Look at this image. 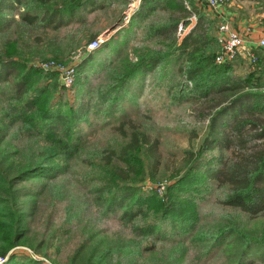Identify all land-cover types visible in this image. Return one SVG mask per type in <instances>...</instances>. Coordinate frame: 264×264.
Masks as SVG:
<instances>
[{
    "label": "trees",
    "instance_id": "trees-1",
    "mask_svg": "<svg viewBox=\"0 0 264 264\" xmlns=\"http://www.w3.org/2000/svg\"><path fill=\"white\" fill-rule=\"evenodd\" d=\"M94 1L64 0L65 3L57 5L55 0H0V33L9 31L12 24L56 27L60 23L57 24L55 18H71L74 11ZM181 2L143 0L129 20V26H135L137 22L139 26L149 10L156 7L179 12L180 16L172 17L170 14L166 23L146 28L145 33L149 36L164 34L163 38L169 43L167 53H139L134 61L116 69L117 62L122 61L116 38L102 41L96 49L88 51L75 66L73 85L83 93L77 97L75 107L64 108L55 71H42L37 65H28L16 55L13 44L6 42L10 45L0 52V95L5 100L4 104H0V260L5 258L1 264H40L31 256L9 252L15 246H27L34 253L48 256L46 251L42 252L44 240L35 244L26 241L28 220L40 192L44 190L42 188L46 189L47 182L66 172L70 162L80 154L83 141L77 128L79 122L86 120L92 100L109 101V109L113 110L118 100L126 96L124 93L136 75L143 70L171 62V59L176 64L178 61L177 73L190 84V95L215 101L210 105L214 108L209 114L202 149L216 147L219 150L225 147L228 143L223 134L225 127L237 143L241 141L244 130L252 139L264 137V122L257 115L253 116L255 113L259 116L264 114V93L258 90L237 93L244 88L260 89L264 82L262 79L253 82L252 78L246 80L230 75L226 69L228 63L223 66L213 63L207 45L216 41L208 35L199 18L179 44H175L176 24L187 12ZM188 3L194 10L191 0ZM93 65L110 81L91 91V86L83 87ZM86 90L93 92L95 99ZM245 95L253 100L252 106L244 107L246 115L238 116L232 112L230 123L221 122L219 117L228 109L221 105L222 102L231 99L233 103ZM122 116L123 113L116 117L120 142L115 146L114 143L111 146L108 144L104 157L89 162L102 174L97 179L98 184L90 187V191L98 194L105 216L113 215L122 224H131V236L113 244L100 231L88 232L84 242L70 255L68 264H141L143 254L153 256L155 251L153 242H148L147 238H152V241L173 239L156 231V223L161 220L176 226L181 234L191 233L190 236L197 240L221 242L223 252L231 256V264H243L250 249L254 250V255L264 258V232L258 231V227L264 229V147L261 151L249 150L229 158L218 154L213 158L216 166L203 169L199 174H193V166H189L165 187L161 196H157L152 189L145 192L138 185L142 179L141 156H150L154 161L156 141L151 140L146 132L137 131L129 122L128 129H124L126 121ZM23 138H29L31 143H18V140L23 142ZM195 155L200 156L198 152ZM209 161L212 164V160ZM209 180L223 190L220 204L247 218L257 217L251 230L244 223L232 219L213 224L208 228L212 232L200 229L197 199L203 198L207 189L205 182ZM28 182L38 183V186L21 185ZM73 217L75 214L70 213L65 222L70 223ZM183 253V246L175 247L164 264H180Z\"/></svg>",
    "mask_w": 264,
    "mask_h": 264
},
{
    "label": "rangeland",
    "instance_id": "rangeland-1",
    "mask_svg": "<svg viewBox=\"0 0 264 264\" xmlns=\"http://www.w3.org/2000/svg\"><path fill=\"white\" fill-rule=\"evenodd\" d=\"M63 1L55 0V3L60 5L65 3ZM142 1L95 0L74 11L71 18L67 16H61V20L55 18L57 24L60 23L56 27L43 28L12 24L9 31L4 34L0 33V52L13 44L16 55L20 56L28 65L35 66L46 61H53L63 66L72 65L74 66V77L75 66L83 60L88 51H92L87 46L92 39L98 40L100 45L102 41L112 37L116 38V46L117 49L121 48L120 57L123 61V64L122 61L117 62L116 69H120L128 61H134L139 53L157 51L160 54H165L169 51V43L163 38L164 34L149 36L145 33L146 28L148 25L166 23L170 14L172 17L180 16V14L174 10L170 11L169 8L156 7L149 10L141 25L138 26L137 22L135 26L134 24L129 26L131 16L134 15ZM185 1L182 0L181 3L184 4L187 12L183 14L185 16L176 24L174 30L175 44L177 45L190 32L196 22L194 19L197 18V12L191 8L188 0ZM191 2L199 12L204 11L203 15L204 13L207 15V11L203 8L207 7L204 3L200 0H191ZM202 8L203 10H201ZM191 24L193 26H190ZM0 26L2 25L0 24ZM214 28V22L206 25V31L211 37ZM124 29L127 31H123ZM6 42L10 44H6ZM207 47H209L213 59L218 47L214 43L208 44ZM232 61L228 62V66H226L228 73L250 80L253 63L247 57L237 60L238 63ZM178 63L177 61L176 64L171 59V62L167 61V63L139 72L130 84V88L125 91L126 96L118 100L113 110L109 109V101L102 102L95 99V94L86 90L95 100H92L93 102L88 105L86 120L78 124L77 129L83 141L80 154L70 162L66 172L54 181L47 182L46 189L42 188L44 190L40 192L34 212L28 220L29 230L26 241L35 244L44 240L42 252L46 251L48 256L43 257L40 253H34L27 246H15L9 252L16 251L18 254L31 256L40 264H55V261L57 264H68L70 255L76 247L84 242L88 232L100 231L113 244L131 236V224L124 225L113 215L105 216L98 194L90 191V187L98 184L97 179L102 174L99 169L91 167L89 162L91 159L98 161L104 157L108 144L111 146L114 143L113 146H115L120 142L116 117L121 113L126 121L124 129L127 130L131 123L137 128V131L146 132L151 140L156 141L153 150L154 161L150 156H141L142 179L138 185L145 192L152 189L157 196H161L165 187L173 183L189 166H193V174H199L203 169L216 166L213 158L218 154L222 155V158H229L248 153L249 150L261 151L263 149L264 137L252 139L244 130L240 137L242 143H237L233 134L226 127L223 128L225 140L228 142L225 147H221L219 150L216 147L202 149L201 145L207 131L209 114L214 108L210 105L215 101L194 98L190 95V84L177 73ZM217 65L223 66L222 64ZM95 66L93 65L91 67L93 69L88 72L87 84L83 89L91 86L92 91L96 86L109 84V77L103 76ZM55 73L57 74L56 81L60 87L61 101L65 104L64 108L75 107L77 97L83 95L82 91L74 87V82L70 87L62 86L58 71ZM255 90L264 93L261 89L255 88H244L237 93ZM250 97L245 95L233 103L230 102L231 99L222 102L221 105L227 106L228 109L226 114L219 117L221 122L230 123L232 112L238 116L239 114L246 115L244 107L253 105L252 97ZM233 98L234 96H232ZM4 101V97L0 95V104H4ZM256 115L263 123L264 114L260 116L257 113L253 114V116ZM18 143L29 144L31 140L23 138V142L18 140ZM197 152L199 157L195 155ZM209 160H212V164L209 163ZM102 163L101 159L100 164ZM88 178H92V180ZM21 185L35 188L38 183L28 182ZM205 188L207 189L203 198L197 199L201 230L212 232L208 229L210 226L219 221L226 222L228 219L240 221L247 229L251 230L252 223L256 221L257 217L247 218L244 214L236 213L234 209L220 204L219 198L223 190L216 187L215 182L211 180L205 182ZM70 213H74L75 217L70 223H67L65 220ZM156 231H161L165 236H171L173 239L171 241L162 239L152 241V238H147L148 242H153L155 251L153 256H148L147 253L143 254L141 264H164L169 257L168 254H171L177 246L184 247L180 264H231L229 260L231 256L223 252L221 242L212 243V241L197 240L193 235L190 236L191 233L181 234L176 226H170V223L162 222V220L156 223ZM258 231L262 233L264 229L258 227ZM253 251V249L249 250V255L245 257L243 264H264V258L254 255ZM4 260L1 259L0 264ZM249 260L250 262H248Z\"/></svg>",
    "mask_w": 264,
    "mask_h": 264
},
{
    "label": "crops",
    "instance_id": "crops-1",
    "mask_svg": "<svg viewBox=\"0 0 264 264\" xmlns=\"http://www.w3.org/2000/svg\"><path fill=\"white\" fill-rule=\"evenodd\" d=\"M203 8L207 11V15L206 13L203 15L204 11L199 12L196 7L194 10L197 12L198 21L203 23V25L206 26L207 24L215 23L212 35L214 40L216 27L221 22L228 23L233 30L244 38L245 49L256 57V61L251 66L253 72L251 78L253 82L257 80V78L262 79L264 82V46H259L257 44L261 36V26L264 22V0H230L217 9H210L208 7ZM203 8L201 10H203ZM195 20L196 18L194 21ZM190 26L193 25L191 24ZM242 58H246L243 53L237 56L232 62H236L239 59L243 60ZM260 89L264 91V84Z\"/></svg>",
    "mask_w": 264,
    "mask_h": 264
},
{
    "label": "built area",
    "instance_id": "built-area-1",
    "mask_svg": "<svg viewBox=\"0 0 264 264\" xmlns=\"http://www.w3.org/2000/svg\"><path fill=\"white\" fill-rule=\"evenodd\" d=\"M210 9H217L222 5L228 3L230 0H200ZM215 41L217 44V51L213 56L215 64H225L234 60L242 53L249 59L251 63L256 61V57L247 51L244 47V38L235 30H233L228 23L221 22L216 27ZM259 46H264V22L261 26V36L257 41ZM99 45L98 40L93 39L88 43L89 49H94ZM43 70L58 71L61 77V85L70 87L74 79V66L62 65L54 63L53 61H46L37 65ZM161 190V189H160Z\"/></svg>",
    "mask_w": 264,
    "mask_h": 264
}]
</instances>
